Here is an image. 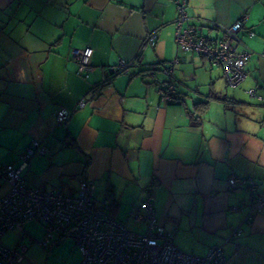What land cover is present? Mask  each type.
<instances>
[{
  "label": "crops",
  "instance_id": "1",
  "mask_svg": "<svg viewBox=\"0 0 264 264\" xmlns=\"http://www.w3.org/2000/svg\"><path fill=\"white\" fill-rule=\"evenodd\" d=\"M186 11L209 39L245 19L239 35L251 56L239 86H227L220 66L178 49L172 0H0V162L17 165L37 141L46 154L22 170L29 185L74 194L89 178L94 200L125 224L149 193L181 250L203 256L220 244L225 264H264V209L246 221L248 189L227 184L235 173L264 191V0H188ZM151 32L155 42L144 43ZM85 46L93 49L87 77L70 57ZM138 56L127 74L99 84L107 66ZM174 57L177 93L165 104L156 90L165 76L149 71ZM255 87L260 99L247 94ZM80 100L56 124V111ZM204 101L205 109L194 107ZM8 188L0 182V196ZM25 239L40 236L24 231L12 245Z\"/></svg>",
  "mask_w": 264,
  "mask_h": 264
},
{
  "label": "built area",
  "instance_id": "2",
  "mask_svg": "<svg viewBox=\"0 0 264 264\" xmlns=\"http://www.w3.org/2000/svg\"><path fill=\"white\" fill-rule=\"evenodd\" d=\"M177 17L174 20V41L180 51L194 52L204 57L211 65L222 69L228 87L235 88L245 79L246 65L251 51L243 46L240 32L245 27V19L240 18L230 26H221V35L209 39L200 34V27L189 20L186 8L188 0H172ZM248 36L252 30L246 29ZM157 33L151 32L144 43L153 44ZM93 49L90 46L75 48L71 59L76 63V73L87 77L91 70ZM264 55V54H262ZM139 61V56L132 60L120 58L115 64L107 66L106 74L99 84L112 81L118 74H127ZM179 57H174L168 64H159L149 71L154 80L159 73L165 80L157 83V93L165 104L173 103L177 93L176 83L172 79L174 66ZM257 88H250L247 94L252 99H260ZM83 106L80 100L73 109L61 108L56 111V124L63 125L71 114ZM46 150L37 141L30 142L20 154L17 165L0 162V182L9 186L0 196V264H25L27 246L17 242L12 247L2 244L1 238L8 230L23 233V224L34 220L43 226V235L36 242L48 247L51 242L74 239L81 253L80 264H225L226 258L220 244L211 245L203 256L183 251L173 241V234L159 221L152 196L148 193L141 201L132 217L140 230L128 229L125 223L117 220L107 203H97L93 198L94 183L89 178H81L74 194H64L57 190H43L29 185L22 175V170L34 155H45ZM231 189L245 186L249 191V209L245 216L250 221L254 214L264 209V191H258V183L250 177L231 174L227 179ZM233 207V210H238ZM240 228L233 230L239 234Z\"/></svg>",
  "mask_w": 264,
  "mask_h": 264
},
{
  "label": "rangeland",
  "instance_id": "3",
  "mask_svg": "<svg viewBox=\"0 0 264 264\" xmlns=\"http://www.w3.org/2000/svg\"><path fill=\"white\" fill-rule=\"evenodd\" d=\"M204 99L201 96H193L194 101ZM132 224L135 225L133 222ZM132 224L130 222L126 223L127 228L131 230H138L140 228L138 225H135L137 227H133ZM23 230L30 236H40L41 238V235H43V226L34 220L24 222ZM19 237V231L10 229L2 236L1 242L10 247ZM24 241L28 247L25 254L26 260L32 258L36 264H80L81 262V253L72 238L55 240L48 247H42L38 243H30L28 239Z\"/></svg>",
  "mask_w": 264,
  "mask_h": 264
},
{
  "label": "trees",
  "instance_id": "4",
  "mask_svg": "<svg viewBox=\"0 0 264 264\" xmlns=\"http://www.w3.org/2000/svg\"><path fill=\"white\" fill-rule=\"evenodd\" d=\"M150 71H151V69H150ZM175 98H176V96H175ZM207 104H208L207 101L196 102V103H194V107L201 111V110H203V109H205L207 107Z\"/></svg>",
  "mask_w": 264,
  "mask_h": 264
}]
</instances>
